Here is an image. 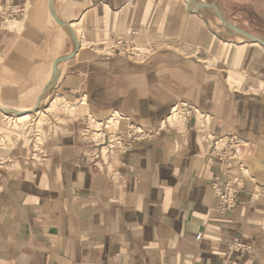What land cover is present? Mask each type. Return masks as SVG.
Masks as SVG:
<instances>
[{"label":"crops","instance_id":"1","mask_svg":"<svg viewBox=\"0 0 264 264\" xmlns=\"http://www.w3.org/2000/svg\"><path fill=\"white\" fill-rule=\"evenodd\" d=\"M0 11L15 12L0 19V107L38 103L37 122L48 118L40 161L23 138L0 149V264H264V0H0ZM128 28L154 46L146 62L102 54ZM180 103L198 114L168 123ZM201 116L206 135L239 143L242 189L222 216L212 186L227 176ZM112 117L106 135L128 120L146 138L93 160L86 127Z\"/></svg>","mask_w":264,"mask_h":264},{"label":"built area","instance_id":"2","mask_svg":"<svg viewBox=\"0 0 264 264\" xmlns=\"http://www.w3.org/2000/svg\"><path fill=\"white\" fill-rule=\"evenodd\" d=\"M14 15L15 12L0 11V19H2V21L11 19ZM99 48L102 50V54L105 57L120 56L137 63L146 62L154 53V46L149 41H142L139 30L134 28H128L121 35L106 39L101 43ZM197 114L198 111L194 106L187 103H180L172 108L167 122L169 123V119L173 121L190 120L195 118ZM207 119L208 118L205 116H201L199 119L204 124L202 131L204 135H206L205 129H208ZM118 121L119 118L112 117L104 124H99L96 129L86 127V137L89 138L94 134L99 141L89 155L93 160L104 161L105 159H111L116 153L131 150L137 143L142 142L146 138L147 134L145 131L128 120H125L123 131L119 129V131L115 133L106 135L104 130L109 129L115 125L116 122L118 128ZM33 136H36L34 130ZM206 136L210 141V154L215 157L220 164L224 165L221 171L225 172L227 176V179L224 180L223 183L218 182L217 178L212 186L216 205L210 209V213L212 215L218 214L222 216L236 207L238 196L242 189V178H238L237 175H232L231 173L232 162L235 160L239 161V157L236 154V147L239 146V143L235 139L222 141L221 139L210 137L208 134ZM33 141L35 143L36 138L29 140V145L31 143L32 147ZM31 153L33 154H31L30 157L34 158L32 155L37 153V149L34 147L31 148ZM200 237L201 235L198 234L195 239L199 240Z\"/></svg>","mask_w":264,"mask_h":264},{"label":"rangeland","instance_id":"3","mask_svg":"<svg viewBox=\"0 0 264 264\" xmlns=\"http://www.w3.org/2000/svg\"><path fill=\"white\" fill-rule=\"evenodd\" d=\"M60 102H61V100L56 101V106H55L56 108H59ZM56 108H54L52 110V112H51L52 114H54ZM4 116L0 114V127H1V130H0L1 131L0 132L1 133L0 134V137H1L0 138V149L8 148L9 146H12L13 142L19 138H23L25 141L30 140L32 138H36L35 143H34V141L32 142L33 147L35 149L40 148L43 135L45 134V130L48 128V125H47L48 124V118L47 117H44V118L42 117L43 119H41V122L38 123L37 121L39 119V116H37L35 114H32L30 119H26L23 122L17 121L19 118L24 117L23 115H12V116H9L10 118L8 120H7L8 117H6V115H4ZM91 124L93 125L92 121H91ZM92 125L90 128H94V129H96V127L98 128V126L94 127ZM33 130H34L35 135H36L35 137L33 136ZM29 147H30V149L33 148L31 143H30ZM31 160L40 161L39 159H36L33 157H31ZM38 161H36V162H38Z\"/></svg>","mask_w":264,"mask_h":264},{"label":"water","instance_id":"4","mask_svg":"<svg viewBox=\"0 0 264 264\" xmlns=\"http://www.w3.org/2000/svg\"><path fill=\"white\" fill-rule=\"evenodd\" d=\"M73 38H74V37H73ZM78 48H79V46H78V44H76V50H78ZM71 56H72V54L69 55V56H66V57H63V58L57 59V60L55 61V63H54V69H53V77H56V75H57V64L60 63V62H62V61H65V60L71 58ZM37 107H38V103L34 106L33 109H31V110L28 112V114H33V113L37 112V111H38V108H37ZM0 111H1V113H3L4 115H9V114L19 115V114H21V113H15V112H13V111L2 110V109H0Z\"/></svg>","mask_w":264,"mask_h":264},{"label":"bare ground","instance_id":"5","mask_svg":"<svg viewBox=\"0 0 264 264\" xmlns=\"http://www.w3.org/2000/svg\"><path fill=\"white\" fill-rule=\"evenodd\" d=\"M3 25H4V24H3ZM3 25H2V26H3ZM5 25H6V24H5ZM8 25H9V24H8ZM8 25H7V26H8ZM9 27H10V26H9ZM0 109L5 110V109L2 108V107H0ZM6 110H7V109H6ZM7 111H13V112H15V113H21V114H19V115L28 114V112H29V111H22V110H7ZM38 111H40V110H38ZM38 111H37V112H38ZM0 112H1V111H0ZM37 112H35V113H37ZM35 113H33V114H35ZM12 115H13V114H9V115H7V116H12ZM31 115H32V114H31ZM27 118H28V116H25V115H24V117L19 118L17 121H18V122H21V121L23 122V121L26 120ZM116 123H117V122H116ZM98 126H99V125H98ZM94 127H95V126H94ZM96 128H97V127H96Z\"/></svg>","mask_w":264,"mask_h":264}]
</instances>
